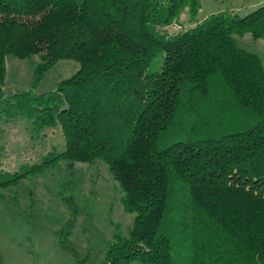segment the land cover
<instances>
[{"label":"trees","instance_id":"1","mask_svg":"<svg viewBox=\"0 0 264 264\" xmlns=\"http://www.w3.org/2000/svg\"><path fill=\"white\" fill-rule=\"evenodd\" d=\"M201 2L0 0V191L57 176L68 218L56 236L75 264L80 166L96 161L133 217L100 264H264V68L233 40H264V6L197 21ZM8 60L28 65V88L3 90ZM64 60L76 72L36 94ZM14 128L41 155L11 173L1 140ZM57 131L60 152L43 142Z\"/></svg>","mask_w":264,"mask_h":264},{"label":"rangeland","instance_id":"2","mask_svg":"<svg viewBox=\"0 0 264 264\" xmlns=\"http://www.w3.org/2000/svg\"><path fill=\"white\" fill-rule=\"evenodd\" d=\"M264 6V0H202L196 20L227 12L243 18ZM187 22L188 15L182 14ZM188 27L169 28L176 33ZM238 48L257 56L264 68V40H253L249 34L233 36ZM10 59V58H8ZM77 70L72 60L59 61L45 75L36 94L50 92L59 81L69 78ZM31 71L26 63L18 60L7 61V75L3 90L28 88ZM16 129V128H15ZM15 134L7 132L1 140L2 168L15 172L23 163L38 162L41 145L30 142L20 130ZM51 140L56 152L64 150L60 131ZM46 142V143H47ZM51 147L47 144L45 149ZM91 166H80L84 170L85 184L82 193H76L74 200L77 217L70 242L75 246L83 264H100L115 235L128 236L133 225V217L124 211L122 192L112 179L106 166L100 161ZM174 193L183 195L178 184L172 185ZM60 181L57 176L27 178L16 187L0 191V264H75L72 257L59 246L56 234L63 228L68 211L59 199ZM37 197L36 207L29 208V192ZM185 199V197H183Z\"/></svg>","mask_w":264,"mask_h":264},{"label":"crops","instance_id":"3","mask_svg":"<svg viewBox=\"0 0 264 264\" xmlns=\"http://www.w3.org/2000/svg\"><path fill=\"white\" fill-rule=\"evenodd\" d=\"M18 130H20L21 132H23L22 129H19V128H16V129L14 128V129L10 130V132L13 131L15 134H17V133H18V132H17ZM24 135H25L26 138H28V136L26 135L25 132H24ZM28 140H29V139H28Z\"/></svg>","mask_w":264,"mask_h":264}]
</instances>
